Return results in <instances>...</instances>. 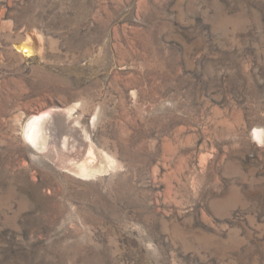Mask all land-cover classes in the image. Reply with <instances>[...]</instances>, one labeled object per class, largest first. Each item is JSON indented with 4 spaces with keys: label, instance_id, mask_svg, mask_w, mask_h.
I'll return each mask as SVG.
<instances>
[{
    "label": "rangeland",
    "instance_id": "rangeland-1",
    "mask_svg": "<svg viewBox=\"0 0 264 264\" xmlns=\"http://www.w3.org/2000/svg\"><path fill=\"white\" fill-rule=\"evenodd\" d=\"M256 131L264 0H0V264H264Z\"/></svg>",
    "mask_w": 264,
    "mask_h": 264
},
{
    "label": "bare ground",
    "instance_id": "bare-ground-1",
    "mask_svg": "<svg viewBox=\"0 0 264 264\" xmlns=\"http://www.w3.org/2000/svg\"><path fill=\"white\" fill-rule=\"evenodd\" d=\"M21 49L23 52H30L29 49L25 46L21 47ZM52 119V114L37 116L34 115L28 119L24 128V138L28 142V144L35 150H42L43 146L47 143V140L50 137L52 138V135L55 134ZM255 135L260 140L261 138H263L264 133L261 131H256ZM87 169L89 168H85L83 172H87Z\"/></svg>",
    "mask_w": 264,
    "mask_h": 264
}]
</instances>
